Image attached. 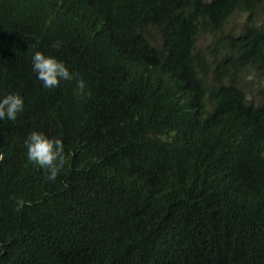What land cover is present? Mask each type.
I'll use <instances>...</instances> for the list:
<instances>
[{
	"label": "trees",
	"instance_id": "trees-1",
	"mask_svg": "<svg viewBox=\"0 0 264 264\" xmlns=\"http://www.w3.org/2000/svg\"><path fill=\"white\" fill-rule=\"evenodd\" d=\"M36 51L74 78L44 88ZM9 92L0 264H264V0H0Z\"/></svg>",
	"mask_w": 264,
	"mask_h": 264
},
{
	"label": "clouds",
	"instance_id": "clouds-1",
	"mask_svg": "<svg viewBox=\"0 0 264 264\" xmlns=\"http://www.w3.org/2000/svg\"><path fill=\"white\" fill-rule=\"evenodd\" d=\"M31 63L36 78L47 89L56 88L61 81H70L75 75L64 61L40 51L34 53ZM77 85L83 89L84 80L78 79ZM24 106V98L19 93L9 92L0 96V120L15 121L18 114L23 112ZM23 143L27 159L45 172L47 180L55 181L65 161V146L62 139L50 137L39 130H32L26 135ZM25 203L23 199L17 198L14 211H21Z\"/></svg>",
	"mask_w": 264,
	"mask_h": 264
},
{
	"label": "rangeland",
	"instance_id": "rangeland-1",
	"mask_svg": "<svg viewBox=\"0 0 264 264\" xmlns=\"http://www.w3.org/2000/svg\"><path fill=\"white\" fill-rule=\"evenodd\" d=\"M238 19H240V17H238ZM233 22H235L236 23V25L238 24V20L236 19V20H234ZM202 40V42L204 43V42H206V40L205 39H201Z\"/></svg>",
	"mask_w": 264,
	"mask_h": 264
}]
</instances>
